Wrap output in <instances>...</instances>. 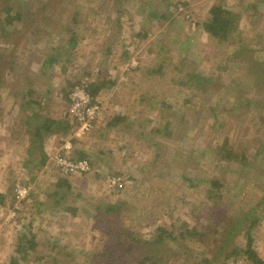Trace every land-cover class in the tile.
Instances as JSON below:
<instances>
[{"label": "rangeland", "instance_id": "obj_1", "mask_svg": "<svg viewBox=\"0 0 264 264\" xmlns=\"http://www.w3.org/2000/svg\"><path fill=\"white\" fill-rule=\"evenodd\" d=\"M45 1L10 0L22 11L10 24L0 0V54L15 65L0 75V264H95L110 241L96 224L108 204L121 210L114 226L139 238L172 231L175 254L156 245L143 264H205L224 238L245 249L256 207L252 246L264 259V0H51L41 10ZM212 5L238 13L232 42L205 31ZM82 79L106 83L94 127L72 138L71 155L86 152L93 167L65 175L54 153L42 161L47 135L35 123L68 120L67 91ZM223 142L230 159L216 153ZM113 175L122 189L108 186ZM17 184L29 190L20 202ZM226 264L252 263L233 254Z\"/></svg>", "mask_w": 264, "mask_h": 264}, {"label": "trees", "instance_id": "obj_2", "mask_svg": "<svg viewBox=\"0 0 264 264\" xmlns=\"http://www.w3.org/2000/svg\"><path fill=\"white\" fill-rule=\"evenodd\" d=\"M51 2V0H46L45 2L42 3V9L45 10L47 5ZM2 3L5 5V11H6V17L4 18L7 23H13L14 19L21 18L22 11L21 9L15 10L12 5L10 0H2ZM258 8L256 4L251 3V7L249 8L250 12H257L256 9ZM14 12V14H12ZM157 14V11L152 12V16L154 17V14ZM210 19L205 22L204 24V29L205 31L211 35L213 38H215L218 42H232V38L236 36H239V25L237 24L238 20V13L235 11L225 8L222 5H212L210 8ZM38 13V10L36 11V14ZM159 17L164 18V15L162 13H158ZM157 14V15H158ZM33 16V15H31ZM166 17V15H165ZM2 17H0L1 20ZM16 30V29H14ZM6 34V32H11L7 29H4L2 31ZM7 35V34H6ZM4 36V35H0ZM77 45V37L75 33H72L69 39V48L73 49ZM8 50H12L11 45L8 47ZM7 53V51H6ZM8 54L1 55L0 54V75L3 73V68L4 70L6 69H11L14 68L15 65L12 62L11 59H6L5 56H8ZM54 59L50 58L47 63L53 62ZM88 82V81H87ZM76 84V83H75ZM72 84L71 88L75 85ZM103 84L106 83H94L93 87L92 84L88 82L89 86V91L91 95L93 96L94 100L96 99V96L102 89ZM71 88L67 91L68 92L71 90ZM41 104V101L38 102ZM114 124L116 122L112 121L110 124ZM46 130H52V131H61L64 130L65 132L71 131L72 129V124L70 123L69 120H66L65 122L63 121H56L52 120L51 118H47L43 124L41 123L40 126L37 125L36 128V135H40L42 131ZM261 151L259 154L264 152V144L261 145ZM234 149H229L227 147V143L223 142L217 150L216 153L218 157L221 159H230L231 157L234 156L233 154ZM46 155L44 154L42 156V161L45 162V157ZM77 159H89L88 155L84 151H79L78 155L76 156ZM75 157V158H76ZM235 157H238V155H235ZM244 151L241 153L239 160L244 159ZM90 160V159H89ZM62 182L64 184H68L69 181L67 179H62ZM212 184L214 187H219L218 180L212 177ZM107 213L105 214H97L96 216V224H102L101 227H98L99 230L110 236V241L107 244V247L102 249L101 252L95 253L93 256V261L95 264H134V263H139L143 264L145 261L148 259L154 258L153 253L155 250H148L152 249L154 246H159L160 248L158 249L157 252L159 253H164L166 251L172 252L171 255H168L166 258L171 257L173 254H175V250L171 248L170 244L165 241L166 237L172 233L171 230L165 227H159L157 234H155V237H152L150 239H142L136 236V234L129 228L126 227H120L116 225L117 227L114 226L115 222L113 219L115 218L114 215H119L121 212L120 209H118L117 204H108L105 207ZM66 210L73 211L76 213L77 212V207H74V209L70 206H66ZM256 213L257 209L251 208L249 212H245V216L249 220V225L246 227V235L248 238V244L245 249L242 247L238 248L237 245H234V243L231 242V240L227 239H220L219 246L217 251L215 250L212 257H204L202 261L205 262V264H215V261H217V257L224 256V262L222 264H226V259L229 258L233 254H244L246 258L251 261L252 264H264V259L257 253V251L253 248L252 246V241L253 237L251 235V227L258 221V218H256V215H251V213ZM35 236V234H34ZM35 239V238H34ZM207 244V243H205ZM222 244V245H221ZM140 248L142 253L136 254L135 249ZM228 248V249H227ZM216 252V253H215ZM167 253V252H166ZM156 254V253H155ZM176 256H178V253L176 252ZM14 262L16 261L15 258H13ZM12 260V261H13ZM165 264H171L170 261H165ZM198 264H202L201 261Z\"/></svg>", "mask_w": 264, "mask_h": 264}, {"label": "built area", "instance_id": "obj_3", "mask_svg": "<svg viewBox=\"0 0 264 264\" xmlns=\"http://www.w3.org/2000/svg\"><path fill=\"white\" fill-rule=\"evenodd\" d=\"M88 82L85 79L78 81L68 92V120L72 124L69 139L64 146L58 149L53 155V161L65 175L89 173L92 170V163L89 159H77L71 155L73 149V136H81L90 131L97 122L102 106L100 102L93 98L89 91ZM124 179L121 176L113 175L108 178V186L111 189H122ZM29 195V190L25 185L17 184L15 197L18 202L24 200Z\"/></svg>", "mask_w": 264, "mask_h": 264}, {"label": "crops", "instance_id": "obj_4", "mask_svg": "<svg viewBox=\"0 0 264 264\" xmlns=\"http://www.w3.org/2000/svg\"><path fill=\"white\" fill-rule=\"evenodd\" d=\"M102 90V89H101ZM38 100V99H37ZM37 100L34 102V108L36 109H39V108H44V106H41V104H39L37 102ZM68 108V107H67ZM68 110V109H67ZM38 113L36 112V115ZM107 114H108V111H105L103 112V115L106 116L107 118ZM35 116V114H34ZM47 118H50L49 116L48 117H44L42 118L41 120L39 119V122L35 123V125H38L40 126L41 123L43 124V122L47 119ZM52 120H58V121H62L61 119H56L55 117L52 116L51 118ZM103 119V118H102ZM67 119H64L63 121L65 122ZM62 121V122H63ZM37 128V126H36ZM34 132H37L36 130ZM42 132H45V134L47 135V138L46 140L44 141V146L42 148V154L46 155L45 157H47L45 159L46 162H48V160L50 159V155H52L53 153L57 152L58 149H61L64 144H65V141L68 140L69 138H64V141L60 140L63 136L64 133H67L65 132L64 130H61V131H50V130H46L44 129ZM64 132V133H63ZM70 132V131H69ZM63 133V134H62ZM36 134V133H35ZM69 134V133H67ZM66 134V135H67ZM73 150V149H72Z\"/></svg>", "mask_w": 264, "mask_h": 264}]
</instances>
